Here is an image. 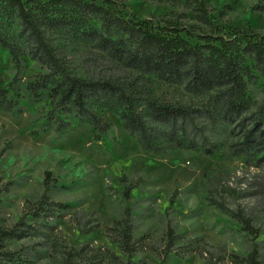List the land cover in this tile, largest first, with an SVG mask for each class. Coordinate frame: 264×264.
<instances>
[{"label":"trees","instance_id":"trees-1","mask_svg":"<svg viewBox=\"0 0 264 264\" xmlns=\"http://www.w3.org/2000/svg\"><path fill=\"white\" fill-rule=\"evenodd\" d=\"M170 2L168 15L142 19L112 0H0V51L8 50L15 72L10 82L0 81V111L19 120L25 99L47 103L35 114L34 139L50 132L65 135L75 124L89 126L97 142L115 139L112 125L103 120L104 112L111 113L144 154L181 151L215 161L216 168L205 174L209 192L223 189L226 162L264 166V101L254 102L250 93L251 86L264 83V33L249 24H219L217 9L203 0H185L192 17L178 13L176 1ZM251 11L264 13V4L253 5ZM24 56L44 72L21 85ZM162 86L168 92L160 96ZM10 149H0V160ZM120 184L122 215L106 234L127 260L110 248L86 246L67 252L65 264L88 259L94 264H136L132 259L141 245L133 239L131 196L140 180L123 176ZM58 185L47 171L33 216L49 220L72 208L50 202L48 194ZM178 196L176 189L168 209ZM241 221L253 232L248 220ZM91 225L80 232L100 229L97 220ZM41 229L26 224L12 232L0 229V264H26L5 251L4 244L42 234ZM166 238L169 251L177 240L171 226Z\"/></svg>","mask_w":264,"mask_h":264},{"label":"rangeland","instance_id":"rangeland-1","mask_svg":"<svg viewBox=\"0 0 264 264\" xmlns=\"http://www.w3.org/2000/svg\"><path fill=\"white\" fill-rule=\"evenodd\" d=\"M112 1L142 19L165 16L171 11V0ZM175 1L178 13L192 17L185 0ZM203 1L217 9L219 24H249L264 33V13L251 11L253 5L264 4V0ZM223 11L225 16L220 15ZM22 64L21 85L44 72L29 56L22 58ZM14 74L10 54L2 48L0 81L8 83ZM166 92V86L158 90L160 96ZM250 93L254 102L262 103L264 83L251 86ZM46 104L25 99V113L19 120L0 111V149L11 145L0 160V229L12 232L24 228V224L42 227V234L7 240L5 251L18 254L26 264H65L67 252L86 246L103 251L110 248L127 260L106 234V228L122 215L120 178L127 176L140 180L131 196L133 239L141 245L132 259L134 263L264 264V166L226 162L228 174L223 189L209 192L210 188L205 189V174L216 168L215 161L181 151L166 156L144 154L122 128L119 118L108 112L103 113V120L112 125L114 140L110 137L97 142L89 126L78 128L75 124L65 135L50 132L34 139L31 133L36 130L35 114ZM47 171L59 183L48 194L50 202L72 208L43 220L33 215L44 194ZM176 189L177 202L168 209ZM242 218L250 222L253 232L245 228ZM94 220L100 224L98 231L80 232L92 226ZM168 226L177 236L169 251ZM72 264L94 263L88 259Z\"/></svg>","mask_w":264,"mask_h":264}]
</instances>
